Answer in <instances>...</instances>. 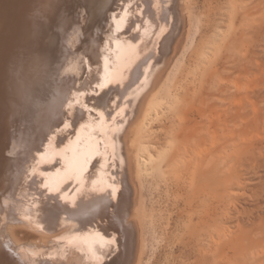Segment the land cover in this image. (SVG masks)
<instances>
[{"label": "bare ground", "instance_id": "1", "mask_svg": "<svg viewBox=\"0 0 264 264\" xmlns=\"http://www.w3.org/2000/svg\"><path fill=\"white\" fill-rule=\"evenodd\" d=\"M100 1L0 0V264H132L152 154L128 132L157 112L184 8Z\"/></svg>", "mask_w": 264, "mask_h": 264}, {"label": "rangeland", "instance_id": "2", "mask_svg": "<svg viewBox=\"0 0 264 264\" xmlns=\"http://www.w3.org/2000/svg\"><path fill=\"white\" fill-rule=\"evenodd\" d=\"M176 1L157 112L128 132L152 154L131 263L264 264V0Z\"/></svg>", "mask_w": 264, "mask_h": 264}, {"label": "snow or ice", "instance_id": "3", "mask_svg": "<svg viewBox=\"0 0 264 264\" xmlns=\"http://www.w3.org/2000/svg\"><path fill=\"white\" fill-rule=\"evenodd\" d=\"M112 79H114V77H110V78L108 79L107 83L112 82ZM105 86H106V84H101V85H100L101 88H103V87H105ZM100 115L103 116V113H101ZM67 127H69V124H68V123H65V128H67ZM116 191H117L116 188L113 187V188H112V196H113L114 199L116 198ZM110 242H114V239H113L112 241H110Z\"/></svg>", "mask_w": 264, "mask_h": 264}]
</instances>
